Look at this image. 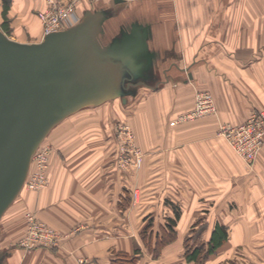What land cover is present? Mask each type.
I'll return each mask as SVG.
<instances>
[{"label": "crops", "instance_id": "crops-1", "mask_svg": "<svg viewBox=\"0 0 264 264\" xmlns=\"http://www.w3.org/2000/svg\"><path fill=\"white\" fill-rule=\"evenodd\" d=\"M7 5L5 11L0 0V28L21 42L41 41L38 12L48 0H9ZM87 10L110 14L104 43L123 27L131 31L137 24L149 30L154 66L149 78L135 85L137 94L122 102L125 110L131 107L124 119L146 152L138 175L143 194H125L137 176L117 168L113 132L85 136L69 130L65 123L77 111L46 138L52 147L50 185L28 191L8 218L11 243L24 232L25 219H20L29 210L65 237L54 250L12 251L2 242V224L5 264H111L113 251L137 248L144 252L137 264L156 263L149 245L154 247L156 236L169 230L167 220L177 213V239L164 252L181 250L193 233L208 241L219 222L228 227L229 237L203 264H264V146L251 171L217 136L219 122L241 123L251 110H264V0L80 2V17ZM198 88L214 93L218 114L171 125L194 107ZM149 172L155 174L148 177ZM147 218H153L152 243L139 237Z\"/></svg>", "mask_w": 264, "mask_h": 264}, {"label": "water", "instance_id": "water-1", "mask_svg": "<svg viewBox=\"0 0 264 264\" xmlns=\"http://www.w3.org/2000/svg\"><path fill=\"white\" fill-rule=\"evenodd\" d=\"M122 2L123 0H115ZM110 14L87 10L80 20L21 42L0 28V264L1 221L23 191L33 157L68 116L109 100L137 94L154 66L149 30L137 24L104 43Z\"/></svg>", "mask_w": 264, "mask_h": 264}, {"label": "rangeland", "instance_id": "rangeland-1", "mask_svg": "<svg viewBox=\"0 0 264 264\" xmlns=\"http://www.w3.org/2000/svg\"><path fill=\"white\" fill-rule=\"evenodd\" d=\"M203 90L205 91V89H199L198 88L195 91V103H196V95H197V92L203 91ZM206 90L208 92H211L213 94V97H214V100H215V103H216V112L209 113V114H206V115L200 116V117H205V116H211V115H217L218 114V108H217V102H216V99H215V95H214V93L212 91H210L208 89H206ZM195 103H194V106H195ZM126 107L127 106H124L123 105L121 98H118L116 100L114 99V100H111L109 102H106V103H104V104H102L100 106H96V107L90 106V107L81 109V111H79L77 114L70 116L68 118L70 120L67 121L65 124L71 125V127L69 128V130H72L75 133L76 132H80V134L83 133V135H85V136H88V135L92 134V131H95V130H102L103 131V129H104V131H107L109 134H111L113 132L111 134V136L115 138L114 141H115V149L116 150L114 152V159H115V164H116L117 168L119 170H131L132 171V174L135 175V177L137 176V179H135L136 180V184L133 182V185H131V188L130 189H127V187H126V190H125L126 191V193H125L126 196H129V197L132 196V197H134V196L138 195V192L139 193L142 192L141 194H143V189L144 188L142 186H139L140 185L139 184L140 178L138 177V175H139V172H141V170L143 168V165L146 164L145 163L146 152L137 143L136 132L133 129L132 125L129 122H127V119H124V117H125L124 113H127V110H129V108H131V107H128V109L125 110ZM192 109H190V110H192ZM255 110H257V109L251 110L250 113L254 112ZM260 110H263V109H260ZM249 114H248V116H249ZM200 117H196L194 119H188L186 121H179V122L172 123L173 121H176L177 120V119H175V120H173L171 122V125H174L176 123L188 122V121H191V120H195L197 118H200ZM222 123H232V122H219V125H218L217 136L220 137V138H223L225 141H227L220 134V125ZM121 126H124V127L127 126L129 128L131 134H132V137H133V145H134V148L133 149H134V153H135V154H133L132 159L134 157H135V159L131 162V164H136V165H131L130 164L127 167V166H125V165L123 166V164H121V161H120L121 160V156L123 155L124 148L127 146V144L125 143V141L128 138V135H126V134H125V138L122 137L123 134L121 133V131H122L121 130ZM80 137H81V135H80ZM107 140L108 139H106V141ZM74 141H75V139H74ZM227 143H228V141H227ZM104 146H105V143H104ZM98 147H101V146L98 145ZM229 147L232 149V147L230 146V144H229ZM51 148L52 147L50 145V141L49 140H45L43 142L42 146H41V149L39 151V154H41L42 153L41 151L44 150V149L48 150V154H47L48 159L46 160L47 162L46 161L45 162H41L40 160L42 158H41V155H40L33 162L32 166H31L32 167L31 168V173L34 172V171H42L44 173V176L46 177V179H48V184L45 187H38V188H30L28 186V184H27L24 187V190L21 193L20 197H18V199H16L15 203L8 209V211L5 213V215L2 218L1 226L3 224L4 231H5V234H4V237H3V241L2 242H3V244L8 245L12 249V251H15L16 249H19V248L23 249L24 251H27V250L36 248V247H33V248H25L22 245H20V240H21V238L23 236H25V234H26V232L28 230V225H29L28 212H32L35 215V218L36 219H38L41 222H44L38 216V214L35 211H32V210H29V211H26V212L24 211V218H22L20 220H24L25 219V223H23L24 224V227H25V230H24L23 233H21V234L19 233V234H17V235L14 236L15 237V240H14L15 243L14 242L11 243V241H10L11 238L8 239V237H11V235H8L7 234V230L9 229L10 232L12 230V229L9 228L10 226L8 227V218H9V216L13 212H15L16 206H18V204L21 202V199L23 198V196H25L28 193V191H37V192L39 191L40 192V191H42L43 189L47 188L50 185V177H49V167L50 166H49V164H50V156H51V151H52ZM234 153L239 157V159H241L245 163V161L235 151H234ZM139 157L141 158L140 159L141 161L137 163V159ZM255 164H256V162H255ZM255 164H254L253 168L255 167ZM246 166L249 169H251V171L254 170L253 168L249 167L247 164H246ZM152 173L155 174V172H149V173H146V175H148V177H149L150 175H152ZM148 188H150V190H151V188H154V187L153 186H149ZM200 221H199V223H200ZM145 222H146L145 223V227L143 228L144 231L142 232L141 236H139V237H142L143 238V241L144 242H146L150 238L149 237V234H148V231L150 230L149 228L153 225V218H147V220ZM44 223L47 226L52 227L53 229L57 230L60 233V235H61V238L58 241V244L57 245L52 246V247H48V248L54 250V249L58 248V246L61 244V242H62V240H63V238L65 236L57 228H55L54 226H52V225H50V224H48L46 222H44ZM15 226L17 228H19V227L22 226V224L21 223H17V224L15 223ZM200 228H202V226H200ZM166 233H167V237L166 238H170V239H169V241H167V244H164L163 247H165L166 245L171 244L172 242H174L177 239L176 237H174L172 235V233L171 234L169 233V230ZM202 241H204V237L201 234H198L197 236H195V238L191 239L190 241H187L186 243H185V240H184V243L182 245V249L179 250V251H177V252L174 249H168L166 252H164V250H162L163 247L161 248L159 246V250L156 249L153 252L151 251V253H150V254H153V260L152 261L157 260L158 262H156V263L155 262H152L151 264H185L184 261L186 260V251H187V248L189 247V248L193 249L197 245H201L202 244ZM8 242H9V244H8ZM136 251L140 252L141 253V256L143 257V255H144L143 253L144 252L141 251V249L137 248V249H135L134 252H136ZM112 254H113V256L115 258L120 255L119 251H116V250L113 251ZM209 257L210 256H208L207 259ZM83 261L85 262L86 260H83Z\"/></svg>", "mask_w": 264, "mask_h": 264}, {"label": "built area", "instance_id": "built-area-1", "mask_svg": "<svg viewBox=\"0 0 264 264\" xmlns=\"http://www.w3.org/2000/svg\"><path fill=\"white\" fill-rule=\"evenodd\" d=\"M82 1L92 3L100 0H70L67 2L48 0L47 8L38 12V16L42 21L44 36L49 32L61 30L77 23L80 20L78 5ZM214 112H216V103L213 94L207 90L199 91L196 95L194 108L181 114L177 120L172 123L194 119ZM121 130L123 134L122 137L125 138L126 134L128 138L125 141L127 146L123 150L120 161L123 166L125 165L128 167L135 159V157L132 159L133 154H135L133 149V137L127 126H121ZM220 134L228 141L232 149L245 161V163L253 168L258 154L264 145V110H255L241 123H222L220 125ZM41 146L34 154L33 162L40 155L42 158L40 160L41 162H45L48 159V150L44 149L41 151L42 153L40 152L41 154H39ZM140 159V157L137 159V163L141 161ZM27 184L30 188L45 187L48 184V179H46L42 171H34L31 173L30 169L25 186ZM28 217V230L25 236L21 238L20 245L25 248H33L52 247L58 244L61 235L57 230L36 219L32 212H28Z\"/></svg>", "mask_w": 264, "mask_h": 264}, {"label": "trees", "instance_id": "trees-1", "mask_svg": "<svg viewBox=\"0 0 264 264\" xmlns=\"http://www.w3.org/2000/svg\"><path fill=\"white\" fill-rule=\"evenodd\" d=\"M8 1L5 0V11L8 7ZM180 213L176 214V218H169L167 220V223H169V233L176 237L175 230L173 228L174 225L177 224V218L179 217ZM167 230H164L161 235H157L156 242L153 246H150V251H154L156 249L159 250V246L162 248L164 244H167V241H169L170 238L167 237ZM200 233H193L191 235H187L185 237V243L187 241H190L191 239L195 238ZM171 236V235H170ZM151 239H150V238ZM150 243H152L153 239L155 238L154 235H149ZM228 227L224 224H221L217 222L214 226L213 232L209 238L208 241H202L201 245H197L195 248H187L186 251V260L189 262H194L195 264H203L205 262V259H207L208 256L212 255L217 251L219 247H221L228 239ZM163 249V248H162ZM120 255L113 259L111 264H137V261L139 260L141 253L136 251L132 254L125 251H119Z\"/></svg>", "mask_w": 264, "mask_h": 264}, {"label": "bare ground", "instance_id": "bare-ground-1", "mask_svg": "<svg viewBox=\"0 0 264 264\" xmlns=\"http://www.w3.org/2000/svg\"><path fill=\"white\" fill-rule=\"evenodd\" d=\"M43 37H44V34H43Z\"/></svg>", "mask_w": 264, "mask_h": 264}]
</instances>
